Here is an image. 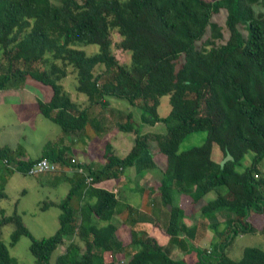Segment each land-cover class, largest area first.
Returning <instances> with one entry per match:
<instances>
[{"label": "trees", "instance_id": "1", "mask_svg": "<svg viewBox=\"0 0 264 264\" xmlns=\"http://www.w3.org/2000/svg\"><path fill=\"white\" fill-rule=\"evenodd\" d=\"M222 10L225 39L222 27L212 21ZM112 30L130 53L129 65L112 53ZM91 44L98 46L91 54L76 47ZM68 67L75 73L76 91L85 96L82 102L61 83ZM30 80L50 91L47 99L37 100L41 115L66 133L84 131L87 110L105 97L140 108L141 124L160 122L165 131L141 132L131 113L118 122L119 130L134 134L129 151L119 156L108 144L104 164H81L91 184L77 173L60 202H44V208L61 209L59 226L48 237L35 238L16 211L6 215L0 209V264H24L2 241L6 224L13 225L10 245L21 236L30 238L36 264H51L52 253L66 238L69 244L53 264H116L118 253L127 256L125 264H264V249L257 246L244 247L238 259L226 252L238 235L264 230V0H0V89ZM165 95L170 110L160 116ZM198 131L206 132L204 142L180 150L184 138ZM214 145L229 159L214 161ZM151 146L164 157L151 192L159 196L167 222L164 227L156 222L142 235L130 229V243L124 246L112 222L123 212L120 198L94 184L118 178ZM247 153L253 154L250 164L237 170ZM10 154L9 147L0 146V158L12 162ZM43 157L70 164L65 149L51 148L17 160L16 171L27 174ZM211 191L215 197L200 206L198 218L223 215L225 226L219 230V223L211 224L222 241L217 238L205 250L192 243L198 225H187L182 202L197 204ZM136 222L132 218L131 224ZM167 244H176L184 258H173ZM192 253L195 259L189 263Z\"/></svg>", "mask_w": 264, "mask_h": 264}, {"label": "rangeland", "instance_id": "2", "mask_svg": "<svg viewBox=\"0 0 264 264\" xmlns=\"http://www.w3.org/2000/svg\"><path fill=\"white\" fill-rule=\"evenodd\" d=\"M52 1L54 3L60 2V0ZM225 15V11L222 10L212 17V21L222 27L224 39L228 36V32L224 27ZM110 37L112 41V53L116 59L119 63L129 65L130 53L120 47L121 37L118 32L112 30ZM76 47L85 50L87 54L96 52L98 49V46L95 44L76 45ZM68 70L69 74L61 80L64 89L70 94L71 98L77 99L80 102L86 100L85 96L78 93L75 89V73L72 71L71 67H68ZM1 97H3V100ZM19 97V94L12 92L11 99L9 100L8 97L0 93V145H6L11 149L10 156L14 159L12 162H16L21 158L14 155L17 149L21 151L25 148L29 156L36 157L40 155L42 151L46 152L51 148L55 150L57 148H62L65 149L66 161L75 158L81 161L82 164L97 168L106 161L105 154L107 153L108 144L119 156H123L129 151L133 144L134 134L133 132L126 133L119 130L117 124L118 122L124 123L127 114L130 113L132 114L133 122L140 127L141 132L155 131L164 133L165 131L164 124L160 122L156 123L154 126L141 124L140 108L130 105L127 101L122 99L105 97L104 100L106 101L101 104L93 105L87 110L90 121L84 131H80L76 134L66 133L58 124L41 115L37 103L20 102ZM169 110V96H162L158 107V113L160 116H166ZM205 137V131L188 134L180 144V150H186L192 146L202 144ZM83 150L86 152L85 156L83 155ZM150 156H152V158H150ZM252 156V153H247L241 160L239 166H237V170H244V168L250 164ZM144 157L145 160H143ZM212 159L218 163H222L224 160L229 159V156L223 155L219 147L214 145L212 149ZM142 160L143 161L138 160L134 166L125 168L122 175L118 178L107 180L102 185L116 192L115 194L120 198L119 208L123 206L124 213L127 208L125 206H129L127 208L128 212L126 213L129 214V219L126 220L127 216L123 212V214L121 213L112 218V222L116 223L117 221L119 227L116 233L121 236V234L125 232V241L130 240L128 231L130 228H136L138 234L141 235L150 233L149 227H151L150 223L154 220L153 218L163 224L166 217V211L161 205L162 203L160 202L159 196H153V194L151 195L152 192L149 193V191H146V183L139 184V181L137 182L140 173L139 168L143 163L149 164L154 170H159L164 166V157L158 153L156 148L151 146L149 151L143 154ZM65 164L56 163L57 167L52 172L29 175L22 174L16 170L12 172V168L0 162V209H3L6 215H11L16 211L35 238L48 237L52 235L59 226L58 214L61 212V209L56 205H50L47 208L42 207V205L44 202L49 201L60 202L66 196L73 183L70 179H75L77 172L74 170L73 165L70 168L69 165ZM260 166L261 175L263 177L264 159ZM150 173L152 174L151 180L147 182L151 183L152 181V184L154 183L153 186H157L159 175L153 171H150ZM128 176L130 177L129 181L128 178H126ZM144 179L146 180V178ZM97 184L98 183L94 185ZM143 192L146 194V198L148 197L147 194L149 195L147 201L145 198L144 200H142L143 197L141 198ZM214 197L215 192L211 191L200 199L197 204H186L184 201L182 202V204L186 206L184 220L187 225H198V231L196 232L197 234L193 242L196 241L194 244H197V247L200 249L211 250V243L217 241V238L221 240V237L216 234L211 224L219 223V230H222L225 226L224 223L222 224L225 218L223 215L218 214L214 217L205 216L207 219L210 218L209 220L205 219L203 216L198 218L197 211H199L200 206ZM139 201H141V203L137 205ZM152 201L153 203L151 205ZM148 210H150V212H148ZM141 211H146L152 215L149 217V215L144 214L145 217L141 218L138 215ZM134 217H137L138 221L133 226L131 220ZM122 222H124V225ZM159 222L157 223L162 227ZM206 222L208 225H206ZM121 224L123 227H120ZM155 224L156 222L152 223V227ZM12 230V224H6L2 228V241L7 246L10 255L20 263L36 264L35 258L29 250V237L21 236L14 245H10V234ZM69 241L70 239H64L63 243L55 249L51 255V264L55 262L58 254L65 251ZM247 246H257L264 249V230L257 231L256 233L238 235L233 243L226 248V252L229 257L238 259L242 254L243 248ZM180 258H184V253L180 254ZM121 259H123V256H120V253L116 254L115 261L117 264L126 263L125 258L124 260ZM194 259L195 253L187 257L189 263L193 262Z\"/></svg>", "mask_w": 264, "mask_h": 264}, {"label": "crops", "instance_id": "3", "mask_svg": "<svg viewBox=\"0 0 264 264\" xmlns=\"http://www.w3.org/2000/svg\"><path fill=\"white\" fill-rule=\"evenodd\" d=\"M18 83H16V82H14V83H12V84H8L5 88H3V89H0V93L3 95V96H6V97H8L9 98V100L11 99V94H12V92H14V93H17V94H19V98H20V102H24V103H29V102H35V103H37V100L38 99H42V100H45V99H47L48 98V96L50 95V91L47 89V88H45V87H43L42 85H40V84H38L37 82H35V81H27V82H24L23 84H21V85H17ZM8 89V90H7ZM2 98V100H3V97H1ZM154 126V125H153ZM142 132H148V131H142ZM153 132V131H152ZM155 132V131H154ZM0 146H6V145H0ZM18 150V149H17ZM15 151V154L14 155H16V156H18V157H21V158H19V160H25L26 158L28 159V158H34V156H29V153L27 152V150L24 148L23 150H21V151ZM114 151V150H113ZM43 152V151H42ZM41 152V153H42ZM78 153V152H77ZM76 153V154H77ZM85 154H86V152L83 150V155L85 156ZM139 160H141V161H143V160H145V157L143 158V160H142V156L140 157V159ZM81 162V161H80ZM148 162V161H147ZM135 165V164H134ZM133 165V166H134ZM140 169V173H139V175H138V179H137V182L139 181V184H142V183H146L147 184V186L145 187V189H146V191H149V193L151 192V188L153 187V184H152V181H151V183H149V182H147V181H150L151 180V173H150V171H153L154 173H157L158 175H159V178H160V173H159V171L158 170H154V169H152L151 167H150V165L149 164H146V163H143L142 164V166L139 168ZM136 171V170H135ZM146 176V177H145ZM126 178H128V181H129V179H130V177L128 176V177H126ZM125 178V179H126ZM139 178H140V180H139ZM144 178H146V180L144 179ZM159 178L157 179L158 181H159ZM105 181H101V182H99L97 185H95V186H98V187H103L102 185H103V183H104ZM149 183V184H148ZM144 184H143V186H144ZM142 186V187H143ZM106 188V187H105ZM114 191V190H113ZM116 193V192H115ZM153 194V196H155L156 195V192H152L151 193V195ZM117 195V194H116ZM142 196H141V198L143 197V199L142 200H144V198L146 199V201H147V198H149V195L147 194V198H146V194L143 192L142 194H141ZM151 198V197H150ZM141 200V201H142ZM141 201H139V202H137V205H139V203H141ZM152 203H153V201L151 202V205H152ZM138 208V207H137ZM152 209V208H151ZM148 212H150V210H148ZM148 212H146V211H141V213H139L138 215H139V217H141V218H144L145 216H144V214H147V215H149V217L152 215V214H150V213H148ZM166 213V212H165ZM216 215H218V214H216ZM135 219H136V221H138V219H137V217H134ZM154 220L153 221H151V223H150V226L151 227H149L150 229H149V232L151 231V229H152V223H155V222H159L157 219H155V218H153ZM205 219H207V218H205ZM210 219V218H209ZM209 219H207V220H209ZM225 219V218H224ZM223 219V220H224ZM116 220V219H115ZM127 220V219H126ZM166 222H167V214H166V217H165V221H164V223L162 224V223H160L161 225H162V227H164L165 226V224H166ZM186 222V221H185ZM116 223H117V221H116ZM203 223V222H202ZM224 223V221L222 222V224ZM136 224V223H135ZM123 225H124V223H123ZM123 225H120V227H123ZM191 225H193V224H191ZM206 225H208V223L206 222ZM134 226V225H133ZM119 228V227H118ZM133 229H135L136 230V228H134V227H132ZM132 228H130V229H132ZM130 229L128 230L129 231V234H130V240H131V233H130ZM118 230V229H117ZM148 230V229H147ZM137 231V230H136ZM198 231V230H197ZM196 231V232H197ZM148 232V231H147ZM125 233V232H124ZM124 233H122L121 234V236H119V234H117L116 233V237H117V239L121 242V244L122 245H126V244H128V243H130V240L129 241H125V239H126V236H125V234ZM197 234V233H196ZM196 234H195V236H194V238L196 237ZM138 235H141V234H138ZM194 240V239H193ZM193 240H192V242H193ZM194 243H196V241H194L193 242V244ZM195 246H197V244H194ZM167 247H168V249H169V252H170V254H171V256L173 257V258H176V259H179L180 258V254L182 253L181 252V249L176 245V244H167L166 245ZM126 250H127V248H126ZM128 250H132V252H133V248L132 247H128ZM125 252V251H124ZM181 252V253H180ZM120 256H123V254H120ZM124 258H125V262H126V260H127V256L126 255H124L123 256V259H121V260H124ZM116 261H117V259H116ZM117 264V263H116Z\"/></svg>", "mask_w": 264, "mask_h": 264}, {"label": "built area", "instance_id": "4", "mask_svg": "<svg viewBox=\"0 0 264 264\" xmlns=\"http://www.w3.org/2000/svg\"><path fill=\"white\" fill-rule=\"evenodd\" d=\"M0 161L7 167L12 168V170H16L17 165L16 162H10L8 161L7 158H0ZM70 164L69 167L71 168V166H74V170L77 173H81L84 174L85 177V183L87 184H91L92 182V177L88 176L86 174V171L84 170V168L82 167V162H80L79 160H76L75 158H72L69 160ZM56 163L50 161L49 159H47L46 157H43L39 160H37L36 162H34L29 169L27 170V174L29 175H34V174H44L47 172H52L55 170L56 168Z\"/></svg>", "mask_w": 264, "mask_h": 264}]
</instances>
